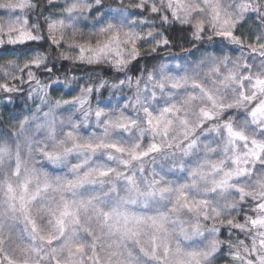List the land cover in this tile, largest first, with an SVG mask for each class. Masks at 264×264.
I'll list each match as a JSON object with an SVG mask.
<instances>
[{
    "label": "clouds",
    "instance_id": "1",
    "mask_svg": "<svg viewBox=\"0 0 264 264\" xmlns=\"http://www.w3.org/2000/svg\"><path fill=\"white\" fill-rule=\"evenodd\" d=\"M0 264H264V0H0Z\"/></svg>",
    "mask_w": 264,
    "mask_h": 264
}]
</instances>
